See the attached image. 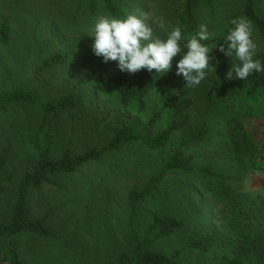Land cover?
I'll list each match as a JSON object with an SVG mask.
<instances>
[{"label": "rangeland", "instance_id": "1", "mask_svg": "<svg viewBox=\"0 0 264 264\" xmlns=\"http://www.w3.org/2000/svg\"><path fill=\"white\" fill-rule=\"evenodd\" d=\"M78 1L89 0H0V21L9 22L12 28L10 43L0 44V58L4 63L0 69V93L41 89L43 94L36 106L17 104L8 113L0 112V147L12 145V169L17 172V177L37 163L33 140H43L40 127L46 100L68 91L78 90L83 95V104L78 111L68 112L57 120L52 149L54 159H60L67 148L81 153L107 143L114 135L112 121L96 124L93 118L103 111L111 115L122 112L114 83L115 62L104 63L101 57H96L91 49L92 38L88 36L99 16L110 15L103 4L96 14L79 10ZM112 1L131 13L151 12L157 34L163 37L179 19L186 0ZM246 2L201 0L199 19L222 43L230 21L237 15L244 17L242 11ZM258 8L264 16V0ZM253 35L261 46L260 53L263 52L262 38L254 31ZM58 50L69 51L72 59L48 70L36 81L37 67ZM213 55L216 75L211 73L201 83L205 99L199 98L191 87H185L183 80L177 85L151 91L146 110L140 112L137 102L131 107L134 114L145 120L162 110L157 126V131H162L173 120L172 114L163 110L166 99L173 95L196 96L191 125L208 120L221 134L227 130L222 122L226 115L250 110L245 112L243 128L254 145L251 157L240 160L228 145L221 143L192 145L187 154L193 158L195 168L204 171L170 173L156 194L141 206L136 224L141 235L156 210L187 218L181 230L153 245L154 250L169 255L181 251L178 259L187 264H220L225 254L233 252L241 233L261 225V222H253L235 227L230 201L212 191L217 183L205 172L226 175L235 192L250 198L253 205L259 204L258 197L264 199V94L245 93L228 102H220L222 84L230 81L225 75L231 59L218 49ZM210 93L220 96L217 107L211 106ZM184 133L175 132L172 145L161 150H152L142 144L128 145L82 165L73 173L52 176V183L34 193L31 207L37 215L50 212V224L56 235L50 238L25 235L15 240L0 238V251L7 254L15 242L22 251L25 264H112L121 252L130 250L136 242L129 225V192L143 189L160 171ZM9 201L0 196V206ZM262 223L264 225V221ZM209 235L213 237L210 250H183L187 243Z\"/></svg>", "mask_w": 264, "mask_h": 264}, {"label": "trees", "instance_id": "2", "mask_svg": "<svg viewBox=\"0 0 264 264\" xmlns=\"http://www.w3.org/2000/svg\"><path fill=\"white\" fill-rule=\"evenodd\" d=\"M263 0H247L242 14L251 21L254 32L258 33L264 44V16L259 12L258 5ZM201 0H186L179 19L170 27V31L179 25L186 43L191 35L195 34L201 21L198 10ZM103 4L110 17L125 18L131 12L121 8L112 0L78 1L77 9L90 11L96 14L99 6ZM239 17V15H237ZM235 17V18H237ZM92 29V28H91ZM12 28L9 22L0 21V44H8L12 39ZM205 43H211L206 41ZM186 50V49H185ZM264 56V51L259 53ZM180 57L177 56L176 60ZM72 59V54L67 50H58L47 57L37 67L35 79L41 80L48 70L62 66ZM0 58V69L3 67ZM116 65V62H115ZM183 81L182 76L176 75L175 60L173 68L164 76H158L153 70H141L135 74L121 72L116 66L114 83L117 87L119 102L122 112L119 114H107L105 111L94 116L96 124L105 120H111L114 135L100 147H94L81 153H74L67 148L60 159L52 157V149L55 144V129L57 120L64 114L78 111L83 104L81 92L68 91L57 98H50L43 103L42 124L40 131L43 140H33V148L38 160L34 168H30L17 177V172L12 169L14 150L10 143L0 147V196L9 199V203L0 206V238L19 239L25 235H35L44 238L54 237L56 234L51 227V214L45 212L35 214L31 207V199L45 184L53 182L52 176L75 172L79 167L92 161L99 160L109 152L121 150L128 145L142 144L152 150L167 148L173 143V135L177 131H185L178 145L173 149L168 160L160 171L152 176L146 186L129 192L127 204L129 207V225L135 234L136 242L130 250L121 252L112 264H187L179 261L181 251L173 255L158 252L153 245L164 238L173 236L187 223V218L180 215H165L156 210L151 221L146 225V230L141 235L137 229V220L141 214L143 203L151 199L159 189L160 184L172 172L194 173L204 171L196 169L193 158L187 154L189 147L195 144L221 143L228 145L235 156L244 160L254 153V145L243 128L245 112L235 111L226 115L222 122L227 128L226 133H218L215 125L208 120L196 126L191 125L192 111L196 105V96H170L166 99L163 110H168L173 120L168 128L157 131L158 122L161 119L162 110L155 112L148 120L141 115L132 112L133 102H137L139 111L146 110L148 96L156 88L170 87ZM199 98L205 99L204 89L201 85L191 87ZM41 89L16 90L14 92L0 93V112L8 113L14 105L36 106L43 98ZM223 96L209 94L211 106H218V102L229 101L237 95L252 93L264 94V73H254L246 80H230L222 84ZM217 97L221 98L219 101ZM223 109V107H221ZM247 114V113H246ZM250 114V113H248ZM215 179L218 192L231 203L232 223L235 227L253 222H261L259 227L241 233L237 239V245L231 254H225L220 264H264V199L258 197V205H253L250 198L237 194L233 186L228 184L229 178L223 174L205 171ZM211 190V189H210ZM213 244V237L206 236L190 243L184 249H200L208 251ZM0 264H25V260L18 245L13 242L8 253L0 251Z\"/></svg>", "mask_w": 264, "mask_h": 264}, {"label": "clouds", "instance_id": "3", "mask_svg": "<svg viewBox=\"0 0 264 264\" xmlns=\"http://www.w3.org/2000/svg\"><path fill=\"white\" fill-rule=\"evenodd\" d=\"M154 24L152 13L143 10L123 19L99 16L88 34L92 38V52L104 63L116 62L121 72L131 74L155 70L158 76H164L172 70L175 60L176 75L182 76L185 87L199 86L211 73L216 75V49L231 59L225 79L244 81L254 73H264L261 46L254 38L251 21L245 17L230 21L222 43L206 23H201L186 43H182L185 37L179 25L162 37Z\"/></svg>", "mask_w": 264, "mask_h": 264}]
</instances>
